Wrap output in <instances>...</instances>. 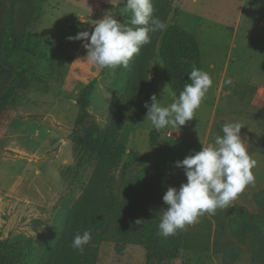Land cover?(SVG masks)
<instances>
[{"label":"rangeland","instance_id":"374dc122","mask_svg":"<svg viewBox=\"0 0 264 264\" xmlns=\"http://www.w3.org/2000/svg\"><path fill=\"white\" fill-rule=\"evenodd\" d=\"M168 3L167 27L176 25L197 37L204 71L213 83L191 121L179 128L154 130L146 120L145 103L151 104L153 94L164 106L172 102L164 91L168 84L157 51L149 64L152 84L130 113L110 154L108 187L113 204L118 206L123 197V181L138 171H146L152 185L161 173L186 178L176 162L213 144L222 136L221 123L241 124L240 136L256 162L255 182L228 208L205 214L179 230L180 236H161L153 261H148L146 249L148 229L155 219L151 205L143 228L124 245L118 246L116 219L108 216L96 264H264V208L258 204L264 200V0ZM125 4L126 0H33L27 14L37 10L36 18L22 35V46L17 47L11 36L6 39L3 58L16 75L8 109L0 119V264L2 255L11 257V264L27 263L34 248L38 257L47 253L53 260L60 240L53 229L64 227L72 216L64 212V205L77 202L90 184L99 156L81 144L88 131L78 125L80 100L86 95L90 101V133L96 127L106 130L114 99L126 91L128 69L140 53L126 67L99 69L85 63L84 42L68 37L82 31L91 34L94 22L107 14L127 24L130 13L124 12ZM91 13L98 19H92ZM240 22V30L234 33ZM156 36L151 34V39ZM217 71L225 82L218 91ZM219 93L216 113L214 100ZM148 201L152 203L150 196ZM242 219L249 223V230L237 237L232 229L242 226ZM49 233L54 238L50 243ZM172 239L181 246L175 260L169 256Z\"/></svg>","mask_w":264,"mask_h":264},{"label":"trees","instance_id":"16d2710c","mask_svg":"<svg viewBox=\"0 0 264 264\" xmlns=\"http://www.w3.org/2000/svg\"><path fill=\"white\" fill-rule=\"evenodd\" d=\"M172 0H152L154 15L158 16L167 24L170 15V4ZM33 8V0H0V119L7 111L11 95L13 93L12 84L14 83L15 69L3 58V46L8 36H11L17 47H21L23 36L27 29L33 24L36 18V11L27 14L28 9ZM35 12V13H34ZM11 33V35H8ZM156 39L144 45L140 49V57L137 62H133L127 72V88L114 99L111 122L106 130L96 129L91 134L87 128V122L92 118L88 112L90 101L86 95L80 100L81 114L78 118V125L82 130L88 131L81 144L88 148L92 153L99 156L98 165L93 173L90 184L87 186L83 196L77 202H70L64 205L65 211L72 216L67 219L65 226L57 225L53 229L60 236V240L55 248L53 260L47 253L38 257V249H31L28 254V262L21 264H96L99 250L107 232V218L114 216L116 230L118 234V246L124 245L137 230L143 228L144 224L137 226V219L147 221V208L151 205L154 210L155 219L150 223L149 245L146 246L148 261L157 258V245L161 236L158 235V225L161 212L164 210L165 203L163 195L168 187L179 189L181 184L186 183L187 179L173 176L169 173H161L154 185L146 171H138L136 175L122 183V198L119 205L113 204L112 195L108 187L113 157L110 155L119 139V132L129 120V115L139 104L142 95L152 82L150 81L149 64L157 51L163 62L164 79L171 91L177 97L183 90L185 83L189 81V73L193 66L204 70L202 49L199 40L194 34L185 31L179 26H169L165 31H158ZM161 40V41H160ZM159 44V47H158ZM19 77V76H18ZM220 124V133L223 135ZM90 134V135H89ZM77 142V140L75 141ZM111 151L110 153L107 152ZM151 184V187H150ZM149 196L152 203L148 201ZM258 204L264 208V200H258ZM245 217V216H244ZM243 225L233 228L232 233L239 237L245 235L249 230V223L246 219L241 220ZM152 224V225H151ZM84 230L92 233L91 242L85 247L81 255L72 248L74 236ZM177 232L175 236H180ZM49 233L46 240L48 243L54 238ZM49 245V244H48ZM5 249V247H4ZM46 251H49L46 247ZM170 258H179L181 246L177 239L170 240ZM1 264H11V257L2 255ZM12 264H19L12 262Z\"/></svg>","mask_w":264,"mask_h":264},{"label":"clouds","instance_id":"9594fccd","mask_svg":"<svg viewBox=\"0 0 264 264\" xmlns=\"http://www.w3.org/2000/svg\"><path fill=\"white\" fill-rule=\"evenodd\" d=\"M124 12L130 13L127 24L107 14L94 22L91 34L82 31L75 37H68L70 41L84 42L85 63L99 69L126 67L141 47L151 42V34L167 29V24L154 15L152 0H126ZM188 77L190 82L185 83L178 97L169 88L170 84L165 87L164 91L172 97L167 106L155 94L150 97L151 104L145 103L146 120L154 130L179 128L194 118L213 81L208 72L195 66ZM241 128L239 122L225 123L221 128L223 135L217 136L213 144L176 162L175 167L184 170L187 182L179 189L168 187L163 195L168 207L161 212L158 235L168 238L199 222L201 216L214 215L217 209L228 208L247 186L254 184L252 169L256 162L240 136ZM143 223L140 219L135 221L137 226ZM91 240V231L84 230L74 236L71 246L82 255Z\"/></svg>","mask_w":264,"mask_h":264},{"label":"crops","instance_id":"0c3cea01","mask_svg":"<svg viewBox=\"0 0 264 264\" xmlns=\"http://www.w3.org/2000/svg\"><path fill=\"white\" fill-rule=\"evenodd\" d=\"M101 9H103L102 11H104V14H105V12H106V10H104L105 8H104V5H102V7H101ZM90 16H91V18L93 17V14L91 13L90 14ZM104 17V16H103ZM93 18H95V17H93ZM92 18V19H93ZM96 19H98V17L97 18H95V20ZM98 21H99V19H98ZM241 23V22H240ZM240 23H238L237 24V28H236V30H235V32L234 33H237V29L238 30H240V27H241V25H242V23L240 24ZM262 25L264 26V24L262 23ZM203 56V55H202ZM226 68H229L228 66L226 67ZM229 70V69H228ZM220 71V70H219ZM219 71H217L216 73H217V77H216V80H215V84H216V87H215V89H216V91H218V87L219 86H222V84H224L225 82H222V79L220 78V76H218V74L220 73ZM226 71H227V69H226ZM215 112L217 113L218 112V106H219V103H220V93L216 96L215 95ZM217 110V111H216ZM133 132H135V131H133Z\"/></svg>","mask_w":264,"mask_h":264}]
</instances>
